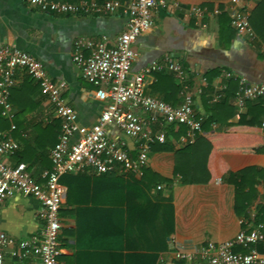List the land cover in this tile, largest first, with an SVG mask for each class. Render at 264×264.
Masks as SVG:
<instances>
[{
    "label": "crops",
    "instance_id": "1",
    "mask_svg": "<svg viewBox=\"0 0 264 264\" xmlns=\"http://www.w3.org/2000/svg\"><path fill=\"white\" fill-rule=\"evenodd\" d=\"M119 1L121 6L113 13L84 15L40 11L24 0H0V44L28 52L43 64L50 77L64 80L63 98L77 121L85 126L94 124L110 101L96 94V87L85 80L81 68L72 61L74 41L105 37L108 45L113 44L124 29L130 0ZM257 1L156 0L150 29L133 44L138 56L131 71L167 60L181 65L201 122L227 96L233 114L229 117L226 109L219 111L221 119L211 123L208 130L225 132L229 128L225 121L236 123L239 114L247 109V102L260 99L246 100L241 106L236 92L240 77L264 83V45L252 29L236 32L230 40L220 38L218 16L223 12L230 18L233 9L249 14ZM192 7L201 8L202 15L193 14ZM161 71L171 73L164 68L147 75L144 93L179 104L182 89L176 91L173 84L178 80L173 76L157 82ZM228 72L231 77H227ZM9 101L15 114L11 120L0 117V140L10 135L19 149L7 161L25 164L33 178L43 182V171L51 166L49 155L58 140L60 120L39 84L23 69L14 72ZM11 123L15 125L13 130ZM164 124L170 149H156L157 142L150 144L146 172L140 179L119 171L91 170L60 177L65 196L59 208L58 264H155L158 259L162 264H206L198 256L177 259L175 253L195 254L208 242H222L242 229L257 226L252 220L257 205L264 206V182L256 186L257 194L246 216L238 215L234 209L233 185L219 178L207 183H180L174 176V152L186 144L181 140L185 134L175 136L170 133L172 124ZM110 133L123 137L113 127ZM124 139L130 149L137 145L132 139ZM224 160L236 169L254 159L226 154ZM157 185H161L159 190L155 189ZM39 212L40 204L32 197L5 199L0 203V229L16 240L36 237L43 228ZM235 249L243 251L241 247ZM3 264H37V259L32 252L21 258L5 252Z\"/></svg>",
    "mask_w": 264,
    "mask_h": 264
},
{
    "label": "built area",
    "instance_id": "2",
    "mask_svg": "<svg viewBox=\"0 0 264 264\" xmlns=\"http://www.w3.org/2000/svg\"><path fill=\"white\" fill-rule=\"evenodd\" d=\"M24 1L40 11L56 14L113 13L121 6L119 0L101 3L98 0L76 3ZM156 6V0H130L126 5L124 29L111 45L105 37L74 41L72 61L81 68L85 80L96 87V94L110 101L91 126L80 124L74 110L64 100V80L50 77L43 64L28 52L0 44V116L10 120L14 117L15 109L9 101L10 89L14 85L15 70L23 69L39 84L60 120L58 140L49 155L51 166L43 171V182L34 179L25 164L7 161V157L19 149L15 139L5 135L0 140V203L16 196L32 197L40 204L39 217L43 220L39 235L29 239L16 240L0 229V264H3L5 252L18 258L32 252L37 264H58L59 208L65 196V187L59 182L62 175L90 170L96 173L119 171L140 179L147 167L149 145L164 143L167 138L164 123L185 125L187 130L181 137L185 143H192L195 135L201 133V118L196 116L194 96L181 65L167 60L153 62L137 72L131 71L138 56L133 44L139 35L150 29ZM191 12L196 16L203 13L199 7H192ZM248 16L244 10L230 11V24L238 34L251 30ZM164 68L182 83V100L177 105L144 93L145 77ZM226 75L231 77L232 74ZM236 97L241 106L249 99L264 101V83L249 82L240 77ZM261 126L264 127V119ZM112 127L123 137L112 136ZM14 128L11 123L10 129ZM124 137L134 140L137 145L130 149ZM160 188L161 185L155 187L156 190ZM260 243L264 244L261 224L252 230L242 229L225 241L208 242L195 254L177 252L175 257L190 260L198 256L206 264H264V251L257 249ZM9 247L13 248L7 250ZM235 247L244 251H236ZM155 264L162 262L158 259Z\"/></svg>",
    "mask_w": 264,
    "mask_h": 264
},
{
    "label": "trees",
    "instance_id": "3",
    "mask_svg": "<svg viewBox=\"0 0 264 264\" xmlns=\"http://www.w3.org/2000/svg\"><path fill=\"white\" fill-rule=\"evenodd\" d=\"M218 21L220 38L227 37L230 40L236 34V30L230 24V18L222 12L218 16ZM248 22L256 37L264 45V0L257 1L249 13ZM173 76L172 72L161 71L158 72L156 80L157 82L165 78L170 80ZM187 83L189 85V80ZM173 84L176 91L182 89V83L179 81L177 83L173 81ZM160 99L166 102L165 98L161 97ZM224 109L229 111V117L233 114L232 107L227 105V96L220 99L202 120L201 130L204 131V134H196L192 143H186L175 150L174 176L183 184L207 183L219 178L222 182L233 185L234 209L238 215L246 216L247 207L256 197V186L260 182H264V161L262 163L254 161L255 159H264V127L261 126V121L264 119V102L261 98L255 103L247 102V109L239 114L236 123L225 121L229 126L225 132H208L211 123L221 119L219 111ZM186 130L185 125H178L177 129L173 124L170 125V133L175 136L185 134ZM156 145V149H170L167 140ZM224 154L243 155L254 160L250 164L232 169L224 160ZM252 222L256 225L261 224L264 234L263 205H257ZM257 249L264 251V244H258Z\"/></svg>",
    "mask_w": 264,
    "mask_h": 264
}]
</instances>
